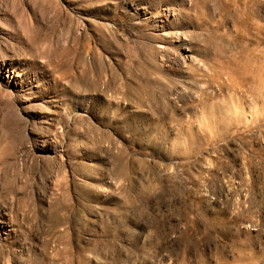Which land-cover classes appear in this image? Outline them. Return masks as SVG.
<instances>
[{
  "label": "rangeland",
  "instance_id": "374dc122",
  "mask_svg": "<svg viewBox=\"0 0 264 264\" xmlns=\"http://www.w3.org/2000/svg\"><path fill=\"white\" fill-rule=\"evenodd\" d=\"M242 256L264 264V0H0V264Z\"/></svg>",
  "mask_w": 264,
  "mask_h": 264
},
{
  "label": "bare ground",
  "instance_id": "6f19581e",
  "mask_svg": "<svg viewBox=\"0 0 264 264\" xmlns=\"http://www.w3.org/2000/svg\"><path fill=\"white\" fill-rule=\"evenodd\" d=\"M236 58V57H235ZM238 59V58H237ZM237 59H235V61H232V60H230V63H231V65L233 66V73H239V74H241V75H246L248 72H249V69H250V66H251V63H252V61H253V58H249V59H247V60H243L242 61V63H241V65H239L240 64V61L242 60H237ZM228 62V61H227ZM229 64V63H228ZM230 65V64H229ZM230 65V66H231ZM226 66V65H225ZM227 67V66H226ZM253 68V67H252ZM231 69V70H232ZM252 70V69H251ZM230 73H232V72H230ZM214 78H215V82H216V84H217V86L219 87V90L220 89H222L224 86H225V84L227 83L226 81H229V82H231V84H232V77H229V75H228V77L226 78V79H224L223 77H221V74H220V72L219 71H216L215 73H214V76H213ZM254 78V77H253ZM247 80V79H246ZM257 81V80H256ZM209 82H210V80H209ZM247 82V81H246ZM245 83V82H244ZM235 84V83H234ZM233 84V85H234ZM202 95H205L204 97H206V98H210V97H212V95L211 94H206L204 91H202V93H201V96ZM214 105V104H213ZM211 106V108L214 110V106ZM219 123H220V120L218 121ZM227 262H221V263H219V264H257V262L254 260V259H251V258H246V257H237V258H234V259H231V260H226Z\"/></svg>",
  "mask_w": 264,
  "mask_h": 264
}]
</instances>
